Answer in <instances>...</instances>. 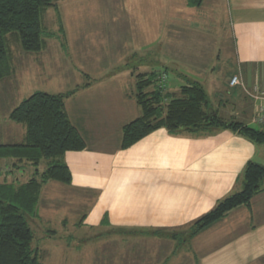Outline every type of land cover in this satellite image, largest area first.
I'll use <instances>...</instances> for the list:
<instances>
[{
    "label": "crops",
    "instance_id": "0c3cea01",
    "mask_svg": "<svg viewBox=\"0 0 264 264\" xmlns=\"http://www.w3.org/2000/svg\"><path fill=\"white\" fill-rule=\"evenodd\" d=\"M151 3L152 8L138 9L143 20L137 29L144 33L145 41L140 39L134 42L135 56L142 51L139 48L143 44L152 46L153 43L165 42L166 46H176L177 50L184 43L189 46V40L194 36L206 43L210 36L215 35L218 37L217 54L179 53L172 57L167 51V55L173 59V65L165 70L175 72L181 82L183 79L198 82L207 93L215 94L209 95L212 114L252 126L257 103L247 93L253 92L256 87L264 91V0H204L199 7H190L188 0H159L160 8H155L157 0H151ZM217 8H226L225 20H219ZM153 40L156 42H151ZM138 49L140 51H136ZM143 66L134 69L135 72L126 69L114 72L107 81H99L96 85H90L89 89L72 90L76 93L66 101L71 121L88 146L85 151L68 153L64 158L72 171L71 185L76 189L83 188L81 194L88 206H92L88 209L90 212L81 219L86 222V228L91 224L94 227L96 224L103 226L105 216L113 225L107 223L110 228L129 229L128 225H133L136 229L159 230L177 227L175 222L183 221L190 222L188 224L192 226L220 201L242 190L244 169L256 156V144L242 134L224 129L199 135H175L159 130L123 150V127L141 116L137 104L136 109L132 110L134 119L126 115L124 107L120 110L121 103H130V106L135 103L134 93L131 95L127 92V77L132 82L137 75L153 72L150 66ZM235 76L242 78V85L232 88L230 80ZM180 87L169 90L177 92ZM217 94H220L219 98ZM22 129L20 143L26 135V129L23 126ZM125 155H130L135 163L134 169L141 166L144 174H140L133 182L118 181L115 184L112 190L119 194L124 185L135 188L131 192L134 196H119L117 207L111 204L117 200L116 193L111 192L110 197H105L108 185L99 175L103 173L100 167L92 172L87 163L89 156L101 160L112 157V164L116 157ZM150 155L152 158L146 160L145 164L138 161L139 157L147 158ZM150 161L151 165H146ZM10 163L15 166L17 162L12 160ZM19 165L29 169L32 167L26 163ZM75 168L91 174L84 176L82 173L79 178L85 179L76 182ZM18 169L20 167L14 171ZM110 169L117 172L120 168ZM48 185L57 188L56 185L61 184L48 182L42 191ZM67 197L71 205L79 203L78 195ZM55 200L58 201L59 197ZM126 203L133 205V210H128L132 214L128 216L120 209ZM130 219L134 221H126ZM163 262L264 264V192L253 198L250 208L242 206L232 210L223 220L181 246L171 242Z\"/></svg>",
    "mask_w": 264,
    "mask_h": 264
},
{
    "label": "rangeland",
    "instance_id": "374dc122",
    "mask_svg": "<svg viewBox=\"0 0 264 264\" xmlns=\"http://www.w3.org/2000/svg\"><path fill=\"white\" fill-rule=\"evenodd\" d=\"M141 8H152L151 0H61L48 9L43 15L45 30L43 38L46 49L40 54H32L25 52L20 44L12 46L13 73L11 77L0 82V144H16L22 141V126L12 122L9 115L36 92L58 95L72 90L83 91L99 81H107L114 72L119 73L125 69L135 72L134 69H138L140 65L150 66L152 71L164 73L168 77L166 86L169 89L179 88L186 84V79L181 82L175 72L165 70L173 65L172 57L179 53H205L210 56L217 54L215 50L218 37L213 35L206 43L194 36L189 40V46L184 43L177 50L176 46H166L165 42L153 43L152 46L143 44L139 48L142 50L141 54L138 52L136 57L133 45L140 39L145 41L144 33L137 29V25L143 20L138 10ZM155 8H160L159 0ZM225 11L226 8H217L219 20H225ZM148 30L150 31V25ZM149 47L153 49L149 50ZM139 49L136 51H140ZM167 51L172 57L167 55ZM126 56L127 59L123 61ZM183 73L186 74L184 71ZM136 82V77H133L132 82L127 77V92L131 95L132 92L135 93ZM208 95L211 97L215 94ZM219 96L220 94H217V98ZM121 104L120 110L122 111L124 107L126 115L134 119L132 110L136 109V100L131 106L126 102ZM138 110L137 108V113ZM80 122L82 123L81 118ZM252 127L262 129L256 124ZM150 158L151 155L147 158L141 156L138 161L145 164ZM89 159L88 163L86 162L89 171L95 172L100 167V171L103 172H99L101 173L99 175L108 185V194L105 197L111 196V192H114L112 188L118 181L133 182L140 174H144L141 166L134 169L135 163L132 162L130 155L118 156L112 164V157L101 160L89 156ZM254 162L264 165V145H257ZM92 163L94 164L90 166ZM151 163L150 161L146 165ZM110 167L120 169L115 172ZM30 168L22 167L14 171L10 161H0V182L7 180L10 184L21 186L32 178L35 168L34 171L32 167ZM45 168L46 163L43 162L39 169L42 171ZM82 173L84 176L91 174H85L81 169L75 168L76 182L85 179L79 178ZM50 186L53 185L45 186L41 191L37 208L38 217L28 216L29 225L34 232L33 249L38 251L43 264H165L163 260L167 246L171 245V242L181 245L183 240L188 239L186 233L191 227L187 221L175 222L178 224L177 227L159 228L156 236V229L153 228L136 229L133 225H128L129 229L110 228L107 225L110 223L108 216H105L103 226L99 227L96 224L94 227L90 223L88 230L86 222L81 219L90 212L88 209L92 206H88L81 194L84 192L83 188L76 189L73 185L63 184L56 185L63 189ZM124 187L120 194L114 192L117 200L111 203L113 206H119V196L128 198L134 196L131 193L135 189L133 186L129 187L131 189ZM125 191L128 193H124ZM71 195L73 197L78 195L77 205L70 204L67 196ZM57 197L58 201L55 200ZM96 206L97 204L95 208ZM107 207L110 205L107 204ZM120 209L128 216L132 214L128 210H133V205L126 203L121 205ZM173 235L178 238L173 239Z\"/></svg>",
    "mask_w": 264,
    "mask_h": 264
},
{
    "label": "trees",
    "instance_id": "16d2710c",
    "mask_svg": "<svg viewBox=\"0 0 264 264\" xmlns=\"http://www.w3.org/2000/svg\"><path fill=\"white\" fill-rule=\"evenodd\" d=\"M59 1L0 0V82L12 76L14 44H20L25 52L32 54L46 49L43 15ZM203 1L188 0V5L199 7ZM163 75L153 71L136 76L134 99L141 116L123 127V150L159 130L175 135H199L224 129L242 134L256 145H264V129L212 114L209 95L200 83L186 80L177 92H171L166 85L165 89L160 86ZM75 91L58 95L36 92L9 115L12 122L26 129V135L21 143L0 144V161H16L15 166L11 165L13 170L20 167V163H26L35 168V172L21 186L7 180L0 182V264H43L38 251L33 249L34 232L28 216L38 217L39 198L45 184H72V171L64 161L65 156L88 148L71 121L66 105ZM43 162L46 168L41 171ZM262 192L264 165L250 161L243 172L242 190L226 197L195 221L186 233L187 241L181 236L182 244L223 220L232 210L242 206L250 208L253 198ZM155 233L157 236L158 230Z\"/></svg>",
    "mask_w": 264,
    "mask_h": 264
},
{
    "label": "built area",
    "instance_id": "2783aa9c",
    "mask_svg": "<svg viewBox=\"0 0 264 264\" xmlns=\"http://www.w3.org/2000/svg\"><path fill=\"white\" fill-rule=\"evenodd\" d=\"M166 76H162V82H166ZM242 85L241 80H239L238 76H235L230 81L231 87H238ZM250 99L256 101L257 106L255 107V113L253 117V122L256 125H259L262 129H264V91L257 89V87L254 89L253 92L247 93Z\"/></svg>",
    "mask_w": 264,
    "mask_h": 264
},
{
    "label": "bare ground",
    "instance_id": "6f19581e",
    "mask_svg": "<svg viewBox=\"0 0 264 264\" xmlns=\"http://www.w3.org/2000/svg\"><path fill=\"white\" fill-rule=\"evenodd\" d=\"M238 78H239V80H242V78H240L239 76H238ZM230 81H231V80H230ZM164 85H166V83L164 82V84H163V82L161 81V82H160V86H161V88H164V89H165ZM232 88H235V87H232Z\"/></svg>",
    "mask_w": 264,
    "mask_h": 264
}]
</instances>
